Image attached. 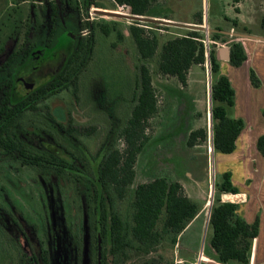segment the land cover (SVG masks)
Returning a JSON list of instances; mask_svg holds the SVG:
<instances>
[{
    "label": "trees",
    "instance_id": "trees-1",
    "mask_svg": "<svg viewBox=\"0 0 264 264\" xmlns=\"http://www.w3.org/2000/svg\"><path fill=\"white\" fill-rule=\"evenodd\" d=\"M112 1L116 5H124L133 15L169 18L155 12L156 0ZM195 17L197 19L194 23H203L200 15L197 14ZM227 20L232 27H238L237 19ZM97 26L104 35L115 31V27H110L108 24L102 23ZM260 26L264 30V17L260 21ZM157 27L175 28L183 32H178L177 35L160 43L158 34L153 30ZM213 29L222 30L219 26ZM94 31L95 26L91 33L78 38L76 48L69 52L66 63L41 88L42 95L20 100L15 104L14 110L1 113L0 152L14 155L22 164L42 171L46 180H52L55 176L62 184L67 182L78 187L80 185L100 187L99 198L98 191L94 190V198H89L87 201L90 205L94 204L95 214H97V201L99 202L103 243L106 246L105 251L108 250L110 256L108 263L125 264L128 259L136 255L142 257L139 264L163 263L161 256L149 257L148 254L164 242L172 246L176 245L179 235L188 227L201 207L184 193L180 182L169 181L164 177L151 178L132 188L138 155L150 140L149 120L159 113V101L152 83L150 64L156 57V72L163 76H173L185 86L190 68L193 65L203 66L205 63V49L201 41L204 32L139 21H134L129 26V33L139 56V64L136 67L138 75L130 100L131 112L124 124L111 130L109 145L104 155L92 165L85 156L89 154L87 148L77 138V134H81V131L74 128L71 121L67 126L61 124L52 117L48 109L42 114L45 123L54 121L52 127H61L66 134V138L63 136L65 142L60 143L62 150L55 151L48 146L41 148L35 146L32 136L43 137L47 129L33 124L26 125L22 122V117L27 112L40 114L43 106L40 108L39 104L61 90L74 86L77 91L79 74L90 59L94 48ZM117 34L122 38L123 34L120 32ZM209 36L214 42L227 43L230 65L237 67L246 60L247 53L240 40L219 31L209 32ZM209 59L212 76L210 95L213 150L214 153H231L235 149L238 135L244 128V121L232 115L235 91L229 77L221 70V61L218 59L215 43L211 44ZM249 77L254 87L260 86V78L253 69L250 70ZM262 114L264 116V110ZM93 129L95 128L92 127L91 131ZM21 133L27 134L29 142L21 137ZM71 137L77 142L72 143ZM205 138L204 128H197L190 131L187 144L191 147L196 140ZM118 140L122 143L121 147ZM256 146L264 155V134L258 137ZM214 187L216 192L207 223V231L210 232L208 243L212 248V254L204 252V255L220 264H248L252 240L258 234V218L248 223L236 213L237 203L221 200L222 193L238 192L232 183L229 171L217 174ZM128 194L131 197L129 210L127 215L123 216L117 210L116 204ZM16 245L20 264H32L26 262L32 258L28 246L20 241H16ZM40 257L42 259L40 264H49L47 252ZM176 264L193 263L183 260Z\"/></svg>",
    "mask_w": 264,
    "mask_h": 264
},
{
    "label": "rangeland",
    "instance_id": "rangeland-1",
    "mask_svg": "<svg viewBox=\"0 0 264 264\" xmlns=\"http://www.w3.org/2000/svg\"><path fill=\"white\" fill-rule=\"evenodd\" d=\"M99 4L103 8L115 7L108 10H118L112 0H96L95 5ZM154 4L155 12L169 17L168 20H196L195 16L198 14L203 19L201 24L207 23L209 29L218 25L224 30L231 26L227 19L236 16L233 0H156ZM126 13L130 14L128 11ZM263 14L264 11H259L256 17L250 18L254 24L247 26L248 31L264 35V30L259 26ZM86 17L84 14L83 20ZM133 22L131 19L94 14V48L79 74L77 91L74 86H70L50 96L39 104L40 108L43 106L40 114L27 112L22 117V122L47 129V137L54 141V121L47 124L42 118V114L48 109L56 121L66 126L71 121L73 127L81 131L77 136L92 159H96L103 146L109 142L111 130L124 124L131 112L130 100L139 64V56L129 33V26ZM102 23L114 26L115 31L104 35L97 26ZM236 28L246 32L242 23ZM153 30L158 34L160 43L183 32L175 28L157 27ZM118 32L123 34L122 38H119ZM229 36L239 40L235 35ZM226 67V63H222L223 73H226ZM150 68L159 101V113L149 120L150 140L138 155L132 188L158 176L178 181L182 184L184 193L199 204L201 212L197 220L181 235L180 244L172 246L164 242L148 256H161L164 261L158 264H176L183 260L193 264H206L213 260H207L204 252L212 254L208 243L210 232L207 231V218L216 192L213 184L219 173L217 154L212 152L211 143L212 76L205 64L193 65L190 76L195 82H191L190 88L183 85L179 88L175 77L156 72V57ZM189 89L191 91L187 94ZM92 127L95 129L91 131ZM201 127L205 130L206 138L196 140L189 147L186 139L190 131ZM65 135L64 132L63 136L66 138ZM52 140L46 141L47 144H51ZM62 140L61 142H65ZM118 143L121 147V141L118 140ZM104 151L105 148L102 152ZM182 155L184 161L175 159ZM98 161L96 159L92 165ZM75 187L73 183L63 182L59 186L54 179L46 180L34 167L23 165L19 161L7 162L0 159V207L13 210L17 218H24L35 240L49 250L50 264H69L76 234L78 231L82 234L86 224L82 223L80 213V227L78 231L75 230L73 208L76 203L81 207L84 202L81 197L77 199ZM82 187L80 185L81 192L84 191ZM129 195L116 204L123 216L129 210ZM92 219L93 216H88L87 229L92 227ZM52 227L56 230L53 231ZM16 247L15 242L0 229V264H16ZM141 258L132 256L125 264H139Z\"/></svg>",
    "mask_w": 264,
    "mask_h": 264
},
{
    "label": "flooded vegetation",
    "instance_id": "flooded-vegetation-1",
    "mask_svg": "<svg viewBox=\"0 0 264 264\" xmlns=\"http://www.w3.org/2000/svg\"><path fill=\"white\" fill-rule=\"evenodd\" d=\"M95 2L96 0H0V115L14 110L15 104L20 100L42 95L41 88L66 63L69 52L76 48L78 38L88 35L94 28V17L90 12L97 8L103 9L100 4L96 6ZM84 14L87 15L86 20L82 18ZM54 132V141L46 133L43 137L33 135L32 141L39 148L48 146L55 151L62 150L60 143L64 132L61 127H55ZM20 135L29 142L26 133ZM77 138L79 139L78 136ZM49 140L53 142L47 144L46 141ZM70 140L72 143L77 142L74 137ZM108 145L107 141L103 146L105 151ZM102 150L96 159L100 160L104 155L105 151L103 153ZM85 156L90 163L94 162L90 154ZM0 159L21 163L18 157L3 151L0 152ZM36 170L43 176L42 171ZM53 179L61 186L57 177L53 176ZM81 189L84 191L81 192L78 186L74 189L77 199L81 197L84 201L81 207L76 203L73 208L75 230H79L81 214L82 223L86 222L87 225L88 216H93L92 227L87 229L85 224L82 234L77 232L69 264H110L107 262L110 256L108 250L105 251L101 232L99 202L97 201L95 214L94 204L90 205L87 201L94 198V190L98 191L99 198L100 187L83 186ZM0 229L13 242L20 241L28 246L32 258L26 262L40 264V255L47 252L50 264L49 250L35 240L24 218L15 217L13 210L0 207ZM52 230L55 231L56 228L52 227ZM20 262L18 256L16 263Z\"/></svg>",
    "mask_w": 264,
    "mask_h": 264
},
{
    "label": "crops",
    "instance_id": "crops-1",
    "mask_svg": "<svg viewBox=\"0 0 264 264\" xmlns=\"http://www.w3.org/2000/svg\"><path fill=\"white\" fill-rule=\"evenodd\" d=\"M233 2L235 3L233 9L236 16L230 17L229 19H237L239 24H243L246 32L239 31L236 27L232 26L224 28L223 31L243 35L238 37V39L246 50L247 58L237 67L230 65L228 60L218 59L221 61V67L222 63H226L228 66L224 74L229 77L235 91V104L232 115L236 118L243 119L244 128L238 135L235 141V149L231 153L218 152L216 154L219 173L229 171L231 173L232 183L238 189V192L234 196L235 203H237L236 213L248 223H252L257 218L259 221L258 234L252 240L248 264H264V155L259 152L256 146L258 137L264 134V116L262 114L264 110V35L247 30L248 25L254 24L250 18L252 16L256 17L259 11H264V0H233ZM103 9L107 10L110 8ZM149 17L159 18L155 16ZM262 17H264V14ZM177 21L185 23L192 22L194 24L195 20ZM215 26H211V29ZM249 49L250 52L248 51ZM192 68L193 66L190 70ZM251 69L260 78L261 84L259 87H254L250 82L249 74ZM190 70L185 85L187 88H190L191 82H195L190 76ZM176 82L177 86L181 88L182 84L178 79H176ZM190 91L189 89L187 94ZM187 140L188 138L186 139V143ZM175 159L184 161V156H176ZM200 212L201 209L190 224L197 220ZM184 231L178 238L179 244L180 237ZM208 259L209 257H207Z\"/></svg>",
    "mask_w": 264,
    "mask_h": 264
},
{
    "label": "water",
    "instance_id": "water-1",
    "mask_svg": "<svg viewBox=\"0 0 264 264\" xmlns=\"http://www.w3.org/2000/svg\"><path fill=\"white\" fill-rule=\"evenodd\" d=\"M95 14L98 15H107L110 17H113L115 19H131L134 21H139V22H144V23H156V24H161V25H168V26H173V27H180V28H186V29H195V30H203L204 27L201 26L200 24H193V23H185V22H178V21H173V20H168L164 18H154V17H149V16H140V15H133V14H128V13H118L114 10H106L102 8H97L94 11ZM210 31H219L227 35H235L237 37L243 36L242 34L239 33H231L223 30H215V29H210ZM218 58L221 60H229V47L224 46L221 47L217 50ZM236 193H222L221 194V200L225 202H233L235 203V196ZM208 221V220H207ZM206 264H219L213 260L207 261Z\"/></svg>",
    "mask_w": 264,
    "mask_h": 264
},
{
    "label": "built area",
    "instance_id": "built-area-1",
    "mask_svg": "<svg viewBox=\"0 0 264 264\" xmlns=\"http://www.w3.org/2000/svg\"><path fill=\"white\" fill-rule=\"evenodd\" d=\"M116 6L118 8V10H116V12H118V13H126V11H128V9L124 5H116ZM94 14H95L94 11L90 12V15L93 16V17H94ZM200 25L204 27V29H203L204 37L201 39V41L204 44V49H205L204 51H205V57H206V60H205L204 64L208 67V69L210 71V59H209V56H210L211 44L215 43L218 48H221V47H224L225 44H227V43L226 42H214L213 40L210 39V36H209L210 29L208 27V24L206 23L205 25H202V24H200ZM210 116L212 118V113H210ZM211 143H212V152L214 153V150H213V136L211 137ZM210 208H211V206H210Z\"/></svg>",
    "mask_w": 264,
    "mask_h": 264
}]
</instances>
